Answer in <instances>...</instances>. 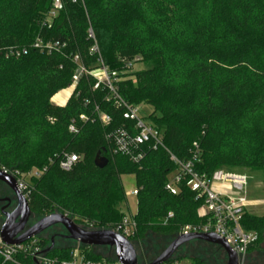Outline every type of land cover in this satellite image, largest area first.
I'll use <instances>...</instances> for the list:
<instances>
[{
  "label": "trees",
  "instance_id": "16d2710c",
  "mask_svg": "<svg viewBox=\"0 0 264 264\" xmlns=\"http://www.w3.org/2000/svg\"><path fill=\"white\" fill-rule=\"evenodd\" d=\"M61 1L52 16L54 0H0V169L40 173L29 181L39 220L62 213L86 229L113 230L126 216L122 176L131 175L138 191L132 239L175 240L184 227L204 224L197 194L185 185L175 196L166 190L177 168L170 155L196 158L195 170L209 178L218 170H264V0ZM10 48L27 54L6 57ZM137 63L147 69L133 71ZM102 64L116 73L122 100L153 108L150 124L166 149L148 147L139 164L113 154L108 134L134 123L107 102L112 93L104 85L94 89L92 75H82L65 106L52 103L80 66L91 73ZM99 152L109 161L104 169L94 164ZM71 154L78 161L65 172L60 162ZM241 225L258 236L250 252L264 217L245 213ZM113 254L88 257L114 261ZM0 264L30 262L4 263L0 255Z\"/></svg>",
  "mask_w": 264,
  "mask_h": 264
},
{
  "label": "built area",
  "instance_id": "2783aa9c",
  "mask_svg": "<svg viewBox=\"0 0 264 264\" xmlns=\"http://www.w3.org/2000/svg\"><path fill=\"white\" fill-rule=\"evenodd\" d=\"M62 7L61 0H54L52 16H55ZM39 45L36 44V47ZM94 50L97 51V48ZM25 54H27L26 49L10 48L6 57L20 58ZM75 61L79 62L78 56ZM98 70L100 75L96 76L80 66L73 76V84L70 88L75 90L83 74L92 75L97 80L94 89L104 85L112 93V96L107 98V102H114L116 107L124 108V118L134 123L133 129L123 127L108 134V139L113 143V154L125 156L134 164H139L146 157L148 147L154 150L166 149L162 142V133L138 116L136 106L127 104L117 94L114 84L116 73H110L103 64ZM96 110L98 111V108ZM81 119L86 120V117L82 116ZM100 119L105 126L111 123L110 116L105 113L100 114ZM70 131L76 133L74 124L70 125ZM170 158L177 168L169 175L166 190L175 196L179 192V186L185 185L204 202L199 209V216L205 220V223L198 226L188 225L182 229L180 235L215 234L225 240L236 253L239 264H244L249 247L258 241L255 233L244 230L241 225L249 206L254 204L245 192L246 176L233 171L218 170L212 178H209L195 170L196 158L180 160L172 154ZM77 161V155H66L60 162V168L69 172ZM0 170L16 180L20 193L29 203L31 196L29 181L32 177H39L40 173L32 171L26 174L3 168ZM130 194L137 196L138 191L135 189ZM169 217H173V214H169ZM136 229L137 225L133 216H125L122 223L117 225L113 231L130 241L135 236ZM85 247L77 243V247L72 248L68 256L61 257L51 254V251L48 252L50 246L44 245L40 236L33 237L20 245H7L0 236V255L4 263H15L18 257H24L30 264H122L117 260L110 261L106 258L91 259L88 253L97 247Z\"/></svg>",
  "mask_w": 264,
  "mask_h": 264
},
{
  "label": "rangeland",
  "instance_id": "374dc122",
  "mask_svg": "<svg viewBox=\"0 0 264 264\" xmlns=\"http://www.w3.org/2000/svg\"><path fill=\"white\" fill-rule=\"evenodd\" d=\"M147 69V66L143 63H137L134 66L133 71H142ZM93 73L96 76L100 75L98 69ZM72 90V88H69ZM63 94V93H62ZM61 96V95H60ZM138 116L143 118L145 122L150 124L149 117L153 113V108L147 104H142L137 107ZM233 171V170H227ZM233 172L246 174V187L245 192L248 199L254 203L249 206L248 212L250 215L264 217V170L263 169H239ZM122 183L126 192L127 200L121 205V210L127 217L134 216L137 213L138 202L137 198L130 193L135 190V178L131 175H123ZM0 199L11 198L9 188L0 182ZM0 200V209L6 207L7 203ZM5 217H0V228L4 223ZM39 221L38 217L32 216L30 224L33 225ZM80 225V224H78ZM57 235L42 234L44 239L52 242L55 248L68 249L77 247V243L65 238L67 233L61 227H57ZM174 239H168L165 236H158L149 234L144 238L138 236L132 239L130 242L134 246L139 264H149L156 259L172 242ZM51 244V245H52ZM100 249H93V253L102 255L105 257H111L114 253L113 249L108 247H98ZM114 255V254H113ZM175 258L181 259L177 262H168L166 264H226L227 256L225 251L216 244L212 243H198L191 242L182 247L176 254ZM244 264H264V234L259 239L257 245L248 252Z\"/></svg>",
  "mask_w": 264,
  "mask_h": 264
},
{
  "label": "water",
  "instance_id": "95a60500",
  "mask_svg": "<svg viewBox=\"0 0 264 264\" xmlns=\"http://www.w3.org/2000/svg\"><path fill=\"white\" fill-rule=\"evenodd\" d=\"M108 163V159L102 156L100 152L94 160L95 166L99 169H104ZM0 182L14 192L18 202L17 208L12 213H7L5 207L1 208V213L5 220L0 228V236L7 245H20L33 237L44 234L53 227L61 226L65 229L67 233L65 238L68 240L83 246L111 248L114 251L115 260L118 262L122 264H139L138 255L132 243L115 231L86 229L62 213L48 215L27 229L32 212L29 203L20 193L16 180L0 170ZM196 240L219 245L226 253L227 264H239L236 253L227 245L225 240L215 234L200 233L178 236L149 264L168 263L174 258L180 248ZM53 248L54 244L47 251H52Z\"/></svg>",
  "mask_w": 264,
  "mask_h": 264
},
{
  "label": "flooded vegetation",
  "instance_id": "af4514ba",
  "mask_svg": "<svg viewBox=\"0 0 264 264\" xmlns=\"http://www.w3.org/2000/svg\"><path fill=\"white\" fill-rule=\"evenodd\" d=\"M2 183V182H1ZM1 191V190H0ZM9 192H10V194H11V198H2V200L1 201H4V202H6L7 203V205H6V209H5V211L7 212V213H12L16 208H17V205H18V202H17V198H16V196H15V194H14V192L11 190V189H9ZM2 214V213H1ZM32 225L30 224V222H29V224H28V226H27V229L28 228H30ZM57 227H61V226H57ZM57 227H53V228H51V229H49L48 231H46L44 234H52L53 233V235H57L56 233H57ZM62 229H64L63 227H61ZM65 230V229H64ZM66 232V231H65ZM53 242V241H52Z\"/></svg>",
  "mask_w": 264,
  "mask_h": 264
},
{
  "label": "crops",
  "instance_id": "0c3cea01",
  "mask_svg": "<svg viewBox=\"0 0 264 264\" xmlns=\"http://www.w3.org/2000/svg\"><path fill=\"white\" fill-rule=\"evenodd\" d=\"M73 92H74V90L73 89L71 90L69 88L66 89V90H63V91L59 92L58 94H56L52 98V103L55 104V105H57V106H65L67 104V102L69 101V99L71 98ZM240 174H243V175L246 176L245 173H240Z\"/></svg>",
  "mask_w": 264,
  "mask_h": 264
}]
</instances>
